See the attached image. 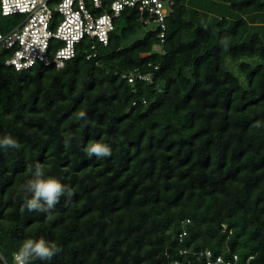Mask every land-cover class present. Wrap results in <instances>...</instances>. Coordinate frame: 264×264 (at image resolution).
Here are the masks:
<instances>
[{"label": "trees", "instance_id": "trees-1", "mask_svg": "<svg viewBox=\"0 0 264 264\" xmlns=\"http://www.w3.org/2000/svg\"><path fill=\"white\" fill-rule=\"evenodd\" d=\"M147 26L128 7L60 69L17 71L0 48V138L19 145L0 148V264L27 238L62 249L32 264H264V0H175L164 41L134 39ZM36 163L71 192L48 212L22 209Z\"/></svg>", "mask_w": 264, "mask_h": 264}, {"label": "built area", "instance_id": "built-area-1", "mask_svg": "<svg viewBox=\"0 0 264 264\" xmlns=\"http://www.w3.org/2000/svg\"><path fill=\"white\" fill-rule=\"evenodd\" d=\"M174 4L175 0H112L107 6L103 0H0L1 14L15 18L7 30L0 29V48L9 52L6 63L17 71L38 65L60 69L75 57L83 40L91 38L108 45L116 19L128 7L136 8L146 25L159 28L158 35L164 41ZM93 56L96 54L87 58ZM136 75L131 72L130 81ZM200 257L205 264H217L218 259L223 264L239 263L237 254L228 259L210 249L202 251Z\"/></svg>", "mask_w": 264, "mask_h": 264}, {"label": "clouds", "instance_id": "clouds-1", "mask_svg": "<svg viewBox=\"0 0 264 264\" xmlns=\"http://www.w3.org/2000/svg\"><path fill=\"white\" fill-rule=\"evenodd\" d=\"M224 48L227 50V41H223ZM86 113L79 112L77 119H83ZM260 125L257 124V127ZM19 145L10 135H4L0 138V148H18ZM85 152L91 157L95 155L97 158L109 157L112 154L111 148L104 143L90 141L85 147ZM30 179L22 183L19 191L25 193V202L22 206L27 207L29 212H48L59 203L60 198L67 192L66 186L59 179L46 176L42 164L36 163L33 167L28 168ZM30 194V198L28 197ZM62 249L54 241H48L44 238L35 239L27 238L22 241L21 246L13 254L14 264H32L34 260L42 262L51 261L57 253ZM217 264H223L222 260L218 259Z\"/></svg>", "mask_w": 264, "mask_h": 264}, {"label": "rangeland", "instance_id": "rangeland-1", "mask_svg": "<svg viewBox=\"0 0 264 264\" xmlns=\"http://www.w3.org/2000/svg\"><path fill=\"white\" fill-rule=\"evenodd\" d=\"M214 8H216V6ZM214 8L212 10L207 11L210 14L211 18H213L211 26L214 25V22L217 20V18H220L222 16V12H218L220 10L214 9ZM225 15L231 16L227 13ZM13 19H15V18L1 16L0 22H3L5 24H8L10 22V24H11ZM153 28H155L154 25H149V26L145 27L143 30H140V32L134 37V39L139 37V36H142L146 30L153 29ZM256 28H255V30H256ZM257 29H259L258 31H262L263 27H259ZM156 49L160 50L161 47L157 46ZM226 66L229 70H231L236 76H238L241 79L243 85H246V83H247L246 76L239 70L238 62L233 61L232 58H228L226 61Z\"/></svg>", "mask_w": 264, "mask_h": 264}]
</instances>
